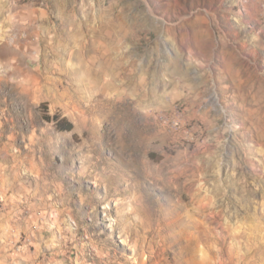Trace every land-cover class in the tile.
Masks as SVG:
<instances>
[{
    "label": "rangeland",
    "instance_id": "rangeland-1",
    "mask_svg": "<svg viewBox=\"0 0 264 264\" xmlns=\"http://www.w3.org/2000/svg\"><path fill=\"white\" fill-rule=\"evenodd\" d=\"M0 264H264V0H0Z\"/></svg>",
    "mask_w": 264,
    "mask_h": 264
},
{
    "label": "trees",
    "instance_id": "trees-1",
    "mask_svg": "<svg viewBox=\"0 0 264 264\" xmlns=\"http://www.w3.org/2000/svg\"><path fill=\"white\" fill-rule=\"evenodd\" d=\"M54 120L57 123V126L61 131H72L73 130V124L67 118H63L62 120L59 121L58 116H55Z\"/></svg>",
    "mask_w": 264,
    "mask_h": 264
},
{
    "label": "bare ground",
    "instance_id": "bare-ground-1",
    "mask_svg": "<svg viewBox=\"0 0 264 264\" xmlns=\"http://www.w3.org/2000/svg\"><path fill=\"white\" fill-rule=\"evenodd\" d=\"M190 190H192V189H190ZM215 191H216L217 193H220V190H219L218 187L215 188ZM197 195H198V196L201 195L200 189H197V193H195V196H197ZM203 211H204V210H200L198 213L201 214ZM182 217H184V216H183V215H177L176 226H178V223H179L180 220H184V219H185V218L182 219ZM167 228H168L169 230H172V221H170V222L167 224Z\"/></svg>",
    "mask_w": 264,
    "mask_h": 264
}]
</instances>
